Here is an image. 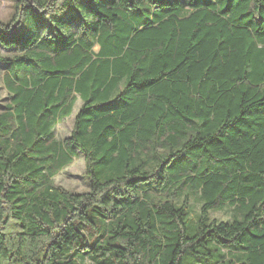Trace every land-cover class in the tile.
Segmentation results:
<instances>
[{
	"label": "trees",
	"instance_id": "1",
	"mask_svg": "<svg viewBox=\"0 0 264 264\" xmlns=\"http://www.w3.org/2000/svg\"><path fill=\"white\" fill-rule=\"evenodd\" d=\"M17 1L0 264H264V0Z\"/></svg>",
	"mask_w": 264,
	"mask_h": 264
},
{
	"label": "rangeland",
	"instance_id": "2",
	"mask_svg": "<svg viewBox=\"0 0 264 264\" xmlns=\"http://www.w3.org/2000/svg\"><path fill=\"white\" fill-rule=\"evenodd\" d=\"M18 1L17 0H0V20L3 22H10L13 24L12 18L18 12ZM14 50L10 49H2L0 58V111L4 109L6 104H10L11 102V91L5 84V77L7 72L6 60L5 57H12ZM82 104L81 99L79 98L75 104L73 113L61 121L56 126V136L59 139H63L70 135L71 130L74 125L75 114L78 111ZM85 160L84 156L80 155L77 157L72 164L59 172L54 180L58 185H62L63 187L74 190V191H84L88 190V179L85 175ZM195 210L197 211L199 208V204L196 202H192ZM232 215V209L226 208L218 211H212V216L217 217L219 219H228ZM185 264H194L191 258H187Z\"/></svg>",
	"mask_w": 264,
	"mask_h": 264
}]
</instances>
